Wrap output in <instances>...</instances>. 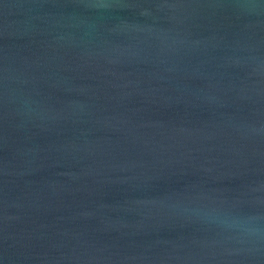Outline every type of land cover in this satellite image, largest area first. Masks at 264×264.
<instances>
[{"label": "water", "instance_id": "water-1", "mask_svg": "<svg viewBox=\"0 0 264 264\" xmlns=\"http://www.w3.org/2000/svg\"><path fill=\"white\" fill-rule=\"evenodd\" d=\"M0 264H264V0H0Z\"/></svg>", "mask_w": 264, "mask_h": 264}]
</instances>
